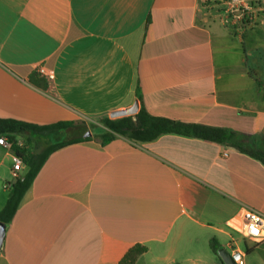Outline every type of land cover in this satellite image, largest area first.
<instances>
[{"label":"crops","instance_id":"0c3cea01","mask_svg":"<svg viewBox=\"0 0 264 264\" xmlns=\"http://www.w3.org/2000/svg\"><path fill=\"white\" fill-rule=\"evenodd\" d=\"M261 5L259 21L235 32L203 0H0V118L95 123L133 107L140 87L152 116L259 141ZM91 135L48 158L7 226L0 264H120L138 245L147 251L135 264H223L211 240L240 249L244 209L264 215V165L246 154L174 134L107 145ZM17 159L0 145V212L24 172ZM245 243L244 264H264V242Z\"/></svg>","mask_w":264,"mask_h":264},{"label":"trees","instance_id":"16d2710c","mask_svg":"<svg viewBox=\"0 0 264 264\" xmlns=\"http://www.w3.org/2000/svg\"><path fill=\"white\" fill-rule=\"evenodd\" d=\"M149 23L150 19L147 21V25ZM31 82L46 88L44 84L36 80L35 76L31 77ZM136 96L141 105L137 115L118 119L105 116L98 119L97 123L61 122L49 126H36L14 119L0 118V137L7 138L8 142L12 144V150L22 159L25 166L23 174L12 185L7 203L0 212V222H3L6 226L12 223L23 197L53 153L66 146L91 140L92 135L84 137V134L93 133L94 129L101 130L94 137L99 139L103 145L111 143L119 136L133 142L150 143L163 135L174 134L233 148L264 165V137L256 141L227 128L184 123L168 118L155 117L149 114L143 106L140 87H137ZM79 129L86 130L81 137H74L73 133L72 139L50 144L39 151H32L27 145L24 147L18 145V137H27V143L35 142L40 147L42 139H49L52 135L58 133L75 132ZM210 247L218 259L221 260L218 252L223 247L218 240L212 239ZM146 251L147 248L138 245L125 256L120 264H135Z\"/></svg>","mask_w":264,"mask_h":264},{"label":"built area","instance_id":"2783aa9c","mask_svg":"<svg viewBox=\"0 0 264 264\" xmlns=\"http://www.w3.org/2000/svg\"><path fill=\"white\" fill-rule=\"evenodd\" d=\"M263 0H203V3L217 7L223 24L226 27L241 32L259 21V15L262 11ZM38 72L48 80H53L55 75L52 71L40 67ZM0 145L12 150V144L8 142L6 137H0ZM20 147L26 146L25 143L18 141ZM225 157L227 153L223 154ZM18 157V156H17ZM24 163L18 157L14 171L19 174L23 168ZM7 188L10 186H6ZM244 240L254 243L256 245L264 242V215L260 212L245 208L243 212V226L238 229ZM232 249L231 257L236 264H244L245 254L234 244L230 245Z\"/></svg>","mask_w":264,"mask_h":264},{"label":"water","instance_id":"95a60500","mask_svg":"<svg viewBox=\"0 0 264 264\" xmlns=\"http://www.w3.org/2000/svg\"><path fill=\"white\" fill-rule=\"evenodd\" d=\"M138 112H139V103L136 102L135 105L129 109L113 112L110 118L118 119V118H123V117L135 116L138 114ZM89 136H91V132H88L86 135V137H89ZM6 231H7V226L3 222H0V252L4 244ZM218 256L223 262V264H236L233 261L231 254L224 248L219 250Z\"/></svg>","mask_w":264,"mask_h":264},{"label":"rangeland","instance_id":"374dc122","mask_svg":"<svg viewBox=\"0 0 264 264\" xmlns=\"http://www.w3.org/2000/svg\"><path fill=\"white\" fill-rule=\"evenodd\" d=\"M95 123H97V121L95 122ZM101 132V130L100 129H94V131H93V133L92 134H94V135H97V134H99ZM68 137H67V134L66 135H62V136H54L53 138H52V140L50 141V140H48V139H42V145H40V147H38V145H36V143L34 144V146H33V150H35V151H39V150H42L45 146H48V145H50V144H54V143H57V142H61V141H65L66 139H67ZM26 144H28V145H30L31 143H27V140H26ZM234 237L236 238V239H238L239 240V242H241V245H240V249L242 250V251H244V252H246V249H247V247H246V243H245V241L246 240H244L243 239V241H242V239H241V237H239L237 234H235L234 235ZM247 242V241H246ZM248 245H251L250 243H248ZM229 253H231L232 252V249L229 247V248H225ZM253 257H251V258H248V264H254V263H252L253 262ZM250 262V263H249Z\"/></svg>","mask_w":264,"mask_h":264}]
</instances>
